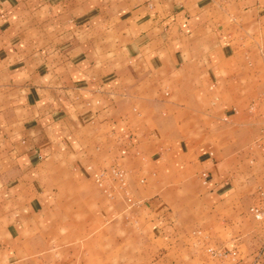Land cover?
Here are the masks:
<instances>
[{
  "label": "crops",
  "instance_id": "1",
  "mask_svg": "<svg viewBox=\"0 0 264 264\" xmlns=\"http://www.w3.org/2000/svg\"><path fill=\"white\" fill-rule=\"evenodd\" d=\"M263 95L264 0H0V258L34 254L81 208L112 222L81 193L118 157L124 195L187 198L156 214L136 201L138 232L162 258L191 252L182 217L224 222L236 187L215 138L178 134L240 127L242 101ZM239 261L264 264V249Z\"/></svg>",
  "mask_w": 264,
  "mask_h": 264
},
{
  "label": "rangeland",
  "instance_id": "2",
  "mask_svg": "<svg viewBox=\"0 0 264 264\" xmlns=\"http://www.w3.org/2000/svg\"><path fill=\"white\" fill-rule=\"evenodd\" d=\"M242 103L248 112L242 114L240 127L233 126L232 119L227 117L224 121L210 124L209 132L204 136L195 129L194 132L184 129L178 134L180 138L195 141L215 138L218 142L214 147L220 148L219 151L231 159L230 172L236 187L232 198L237 208L235 213L232 208L225 209L224 222L213 224L211 214L194 224L182 217L186 223L178 227L184 229L183 233H197L191 252L162 258L161 250L155 247V242L148 238L147 233L142 235L138 232L135 203L147 204L155 200L151 209L156 214L165 209L162 207L170 206L171 202L175 207L176 201L181 204L187 198L183 197V193L167 190L143 192L141 201L135 198L131 189V194L124 195L126 190L122 193L121 184L111 172L114 168L121 169L128 174V181L130 179L122 158L118 157L98 171L106 173L101 179L102 185L96 178L95 186H88L81 193L84 197H92L97 205L104 202L112 204L116 211L112 222L106 221L109 216L99 209L90 215L88 210L81 208L78 214L82 218L81 223L72 224V219H69L63 228L33 242L34 254H10L8 259L1 257L0 264H239V260L252 251L260 253L264 249V220H256L250 209L264 203V108L258 111L264 106V95ZM249 115L254 117L249 119ZM257 117L263 118L260 121ZM198 122L201 123L200 120ZM200 180L202 183L203 179ZM138 183L146 185L147 178H139ZM83 201V198L78 201L81 207L85 206ZM164 211L167 212L166 209ZM53 214L57 215L55 209ZM125 222L130 225H124ZM234 252L236 256L232 254Z\"/></svg>",
  "mask_w": 264,
  "mask_h": 264
},
{
  "label": "built area",
  "instance_id": "3",
  "mask_svg": "<svg viewBox=\"0 0 264 264\" xmlns=\"http://www.w3.org/2000/svg\"><path fill=\"white\" fill-rule=\"evenodd\" d=\"M113 176L118 179V181L122 184V186L126 185V173L122 171L121 169L114 168L112 171ZM106 173L103 172L100 175L97 176V181L101 185V179L103 176H105ZM129 202H131V199H129ZM251 214L256 220H264V203L260 205H255L250 209ZM234 256H236V252L232 253Z\"/></svg>",
  "mask_w": 264,
  "mask_h": 264
}]
</instances>
